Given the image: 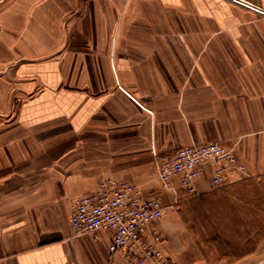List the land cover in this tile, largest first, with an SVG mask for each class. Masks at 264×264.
Returning a JSON list of instances; mask_svg holds the SVG:
<instances>
[{"label": "crops", "instance_id": "crops-1", "mask_svg": "<svg viewBox=\"0 0 264 264\" xmlns=\"http://www.w3.org/2000/svg\"><path fill=\"white\" fill-rule=\"evenodd\" d=\"M250 1L0 0V264H129L111 230L72 228L73 200L113 178L178 203L158 169L182 146L236 149L251 176L235 188L264 179V0ZM164 218L150 229L179 222ZM168 237L164 254L194 264Z\"/></svg>", "mask_w": 264, "mask_h": 264}, {"label": "built area", "instance_id": "built-area-1", "mask_svg": "<svg viewBox=\"0 0 264 264\" xmlns=\"http://www.w3.org/2000/svg\"><path fill=\"white\" fill-rule=\"evenodd\" d=\"M234 4L258 9L250 0H228ZM212 165L208 179L210 190L249 178L248 165L234 148L216 140L182 146L175 150L158 169L161 188L175 195L202 194L197 182ZM164 205L157 194L146 195L139 186L124 180L108 178L86 194L73 200L70 224L79 234L111 230L109 250L129 264H174L160 247L161 235L150 225L164 215Z\"/></svg>", "mask_w": 264, "mask_h": 264}, {"label": "rangeland", "instance_id": "rangeland-1", "mask_svg": "<svg viewBox=\"0 0 264 264\" xmlns=\"http://www.w3.org/2000/svg\"><path fill=\"white\" fill-rule=\"evenodd\" d=\"M68 23L69 20L65 22L66 31ZM67 41L68 36L66 44ZM58 54L50 53L43 58ZM36 87L37 84L33 91ZM238 182L198 197L181 194L178 203L174 197L164 202V219L171 221L169 217L175 215L179 222L160 224L161 239H168L170 233L179 238V253L188 255L194 264H264V179L248 180L240 189L235 188ZM160 186L157 191L163 192ZM239 190L245 192V198L234 196ZM248 190H251V197L247 195ZM253 192H256L254 197ZM189 242H192V248L188 246ZM255 247L256 252L248 257V252Z\"/></svg>", "mask_w": 264, "mask_h": 264}]
</instances>
